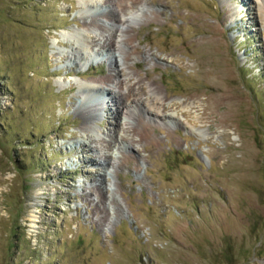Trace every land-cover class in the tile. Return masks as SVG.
<instances>
[{"label": "rangeland", "instance_id": "374dc122", "mask_svg": "<svg viewBox=\"0 0 264 264\" xmlns=\"http://www.w3.org/2000/svg\"><path fill=\"white\" fill-rule=\"evenodd\" d=\"M87 1L0 0V264H264L263 0Z\"/></svg>", "mask_w": 264, "mask_h": 264}, {"label": "bare ground", "instance_id": "6f19581e", "mask_svg": "<svg viewBox=\"0 0 264 264\" xmlns=\"http://www.w3.org/2000/svg\"><path fill=\"white\" fill-rule=\"evenodd\" d=\"M91 1L92 0H89V1H87V6L91 3ZM263 3H264V0H263ZM112 12H114V11H112ZM111 13V12H110ZM263 13V12H262ZM111 16H112V14H110ZM259 16H263V14H259ZM114 18V17H113ZM113 18L111 19V20H113ZM119 24V23H118ZM112 25L111 27H110V29H108L107 28V30H105V32H109V30H111V31H113V33L112 34H108V35H106L105 34V32L104 33H102V34H100V37L96 40V41H94V45L93 46H96V45H101L102 47L103 46H109V47H116V46H119L120 45V43L122 42V40H123V42H124V44H127L125 41V39H122V37H123V34H122V29L121 28H123V23L122 24H119V25H122V27L120 26L119 27V25ZM110 25V24H109ZM102 26V25H101ZM103 27V26H102ZM118 28H120V29H118ZM116 31V32H115ZM115 32V33H114ZM118 32V33H117ZM117 33V34H116ZM72 34L75 36V35H77V37H79V39L82 41V42H86L87 40H85L86 38H84L82 35H80V34H78L77 32H72ZM125 40V41H124ZM96 44V45H95ZM76 49V48H75ZM78 52V51H77ZM119 57V56H118ZM117 57V55H116V53L114 52L113 53V58H115V66H116V69H120L121 70V65L122 64H120V62H119V60L117 59L118 58ZM120 70L119 71H117V74L118 73H120ZM107 84L106 85H109V87H105V85H103L101 88H104L105 90H107L108 92H109V94H111V95H113V96H111V101H112V106L114 107V106H118V102L120 101V96L119 95H116V91H117V89H116V84L115 83H113V81L110 79V78H107ZM103 83H105V82H103ZM102 85V84H101ZM96 87V86H95ZM94 87H92V89H93ZM131 88V87H130ZM96 89V88H95ZM132 89V88H131ZM151 91V90H150ZM92 92H94L93 90L92 91H90L89 92V94H88V92H87V94H88V96H93V94H92ZM131 92V91H130ZM154 94H156V93H154ZM154 96V98H152L151 100H149V99H146V103L147 104H149L148 105V107H147V112H149V113H151V115H155V116H159V110H160V108L159 107H157V108H153V106H155V104H154V101L155 100H158V102L160 101H163L162 100V98H158L159 96L156 94V96L155 95H153ZM158 96V97H157ZM133 100H135L134 98L132 99V101ZM154 100V101H153ZM136 101V100H135ZM151 101V102H150ZM138 102V101H137ZM114 103V104H113ZM141 103V102H140ZM120 105V104H119ZM152 105V106H151ZM126 107V106H125ZM118 108V107H117ZM153 110H155V111H153ZM165 115V114H164ZM166 116V115H165ZM167 117H170L169 115L167 116ZM143 122V121H142ZM88 122H87V119L85 118L84 119V122H83V125H86ZM125 125H129L127 122H126V124ZM144 126H146V125H144V124H142V127H144ZM146 128V127H145ZM140 130H141V128H138V131L140 132ZM139 132H136V133H139ZM103 142H104V140H103ZM111 144V141H108L107 142V145L109 146ZM104 154V153H103ZM103 157L105 156V159L107 158V160H108V157H106V155H102ZM110 156V155H109ZM109 159H110V157H109Z\"/></svg>", "mask_w": 264, "mask_h": 264}]
</instances>
